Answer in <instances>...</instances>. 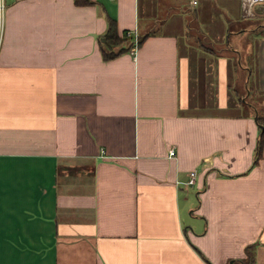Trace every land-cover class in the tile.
<instances>
[{"label": "crops", "instance_id": "obj_1", "mask_svg": "<svg viewBox=\"0 0 264 264\" xmlns=\"http://www.w3.org/2000/svg\"><path fill=\"white\" fill-rule=\"evenodd\" d=\"M88 1L7 2L0 264H264V13ZM109 20L135 55L104 59Z\"/></svg>", "mask_w": 264, "mask_h": 264}, {"label": "trees", "instance_id": "obj_2", "mask_svg": "<svg viewBox=\"0 0 264 264\" xmlns=\"http://www.w3.org/2000/svg\"><path fill=\"white\" fill-rule=\"evenodd\" d=\"M76 4H88V0H75ZM130 37L124 33L122 36L118 34V29L116 26L115 20L108 21V27L106 33L104 34L103 42L101 45V50L103 53L104 59H111L118 54L122 53L125 48L122 46L123 42L128 40ZM141 41L139 40V43ZM256 122L259 128L258 140L255 150V161L260 157L261 150L264 145V115L257 114Z\"/></svg>", "mask_w": 264, "mask_h": 264}, {"label": "built area", "instance_id": "obj_3", "mask_svg": "<svg viewBox=\"0 0 264 264\" xmlns=\"http://www.w3.org/2000/svg\"><path fill=\"white\" fill-rule=\"evenodd\" d=\"M8 1L10 0H0V46L3 37L4 15ZM192 4H196V1L193 0ZM258 8H260L261 12L264 13V0H242V10L244 12V15H254V13H256L255 11H257ZM126 35L131 38V45L133 47L131 53L135 55L136 48L139 44V38L135 31H127ZM169 156H174L173 149H170ZM195 176L196 173L194 171L190 172L189 180L187 181L188 185H192L194 183Z\"/></svg>", "mask_w": 264, "mask_h": 264}, {"label": "rangeland", "instance_id": "obj_4", "mask_svg": "<svg viewBox=\"0 0 264 264\" xmlns=\"http://www.w3.org/2000/svg\"><path fill=\"white\" fill-rule=\"evenodd\" d=\"M214 17L218 16V12L220 11V7L217 6V4L214 5ZM196 26V24H194L193 28ZM234 29V26H231V30ZM215 31H216V34H220V32L222 31V27L220 26H216L215 28ZM202 42H204V44L207 46V47H210V48H222V45L224 46V44H226V41L224 39V37H220L219 39H213V43L212 41L209 39V37H205V36H200ZM231 42H229L227 45H232V41L233 39H230ZM241 61H244V59H242ZM238 64H239V61H238ZM237 90L239 91V94H242V98L243 96L246 98V100L248 102H251V101H254V98H255V95L254 94H251V95H248L246 94L247 93V88L244 87V84L238 82L237 84ZM233 112H235V110H233Z\"/></svg>", "mask_w": 264, "mask_h": 264}]
</instances>
